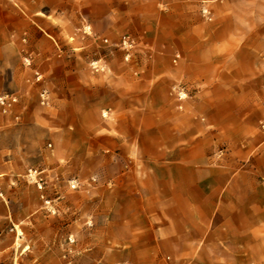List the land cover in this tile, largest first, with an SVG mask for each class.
Wrapping results in <instances>:
<instances>
[{
	"label": "crops",
	"instance_id": "obj_1",
	"mask_svg": "<svg viewBox=\"0 0 264 264\" xmlns=\"http://www.w3.org/2000/svg\"><path fill=\"white\" fill-rule=\"evenodd\" d=\"M201 6L0 0V68L41 75L66 123L46 126L53 180L93 172L96 264H264L263 3Z\"/></svg>",
	"mask_w": 264,
	"mask_h": 264
},
{
	"label": "rangeland",
	"instance_id": "obj_2",
	"mask_svg": "<svg viewBox=\"0 0 264 264\" xmlns=\"http://www.w3.org/2000/svg\"><path fill=\"white\" fill-rule=\"evenodd\" d=\"M224 1L201 0L200 14L206 19L212 17L210 6ZM257 1L258 5L263 3L264 11V0ZM132 47L121 46L127 50ZM3 60L6 65L15 64L16 57L0 51V62ZM90 69L101 68L92 64ZM43 82L41 75L33 74L22 62L16 68H0V95H18L21 103L28 102L27 112L36 110L37 114L33 120L27 112L20 118L15 111L3 113L0 109V203L4 204L0 215V264H96L97 209L90 207L95 198L90 192L82 197L79 194L81 189L91 190L93 172L81 176L78 166L63 163L56 182L53 180L49 163L52 139L46 126L49 120L60 118L49 116L46 110L54 87ZM73 184L76 188L71 187ZM81 199L88 200V208L79 207ZM83 253L91 259L80 261Z\"/></svg>",
	"mask_w": 264,
	"mask_h": 264
},
{
	"label": "built area",
	"instance_id": "obj_3",
	"mask_svg": "<svg viewBox=\"0 0 264 264\" xmlns=\"http://www.w3.org/2000/svg\"><path fill=\"white\" fill-rule=\"evenodd\" d=\"M134 42L130 37H124L121 41V46L123 47H131L133 46ZM179 59L178 56H176V60ZM41 77L38 76V79ZM41 97H44V94L41 95ZM20 104V97L18 95H11V94H5L0 95V109H2L3 113L8 112H14ZM17 118H19L17 116ZM72 188H76V185H71Z\"/></svg>",
	"mask_w": 264,
	"mask_h": 264
}]
</instances>
